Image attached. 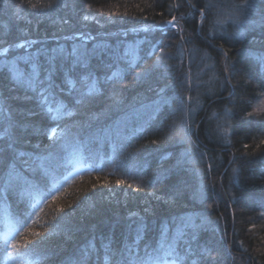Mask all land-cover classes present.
Masks as SVG:
<instances>
[{
	"label": "trees",
	"instance_id": "obj_1",
	"mask_svg": "<svg viewBox=\"0 0 264 264\" xmlns=\"http://www.w3.org/2000/svg\"><path fill=\"white\" fill-rule=\"evenodd\" d=\"M47 2L0 0V58L61 46L70 51L81 34L91 38L87 47L107 44L123 59L108 72L115 85H98L87 110L66 101L61 107L55 94L43 104L8 74L0 120L6 115L27 125L22 150L39 145L44 153L54 139L45 135L49 128L67 146L46 186L0 201V264H113L105 244H128L147 253L148 264L157 251L165 257L159 264H264V114L248 115L264 101V0H56L51 17L43 14ZM173 17L177 28L162 30ZM28 40L35 42L30 48L16 47ZM157 100L141 115V127L125 123L119 137L92 138V113L112 127ZM69 111L76 115L67 117ZM74 121L84 127H71ZM76 147L84 153L72 159ZM132 212L147 224L138 243L135 225L127 227ZM182 219L200 226L184 229L170 250ZM5 225L19 259L3 251ZM164 226L168 241L160 250ZM29 242L34 249L24 247Z\"/></svg>",
	"mask_w": 264,
	"mask_h": 264
},
{
	"label": "snow or ice",
	"instance_id": "obj_2",
	"mask_svg": "<svg viewBox=\"0 0 264 264\" xmlns=\"http://www.w3.org/2000/svg\"><path fill=\"white\" fill-rule=\"evenodd\" d=\"M194 7V5H190ZM22 11L23 4L18 5ZM35 8V5H32ZM58 4L56 0H48V2L42 5L45 15L51 17ZM209 8L212 5H208ZM203 14V13H201ZM236 15V14H234ZM87 20V17H84ZM178 21L175 17L168 21L166 25H161V29L167 25H171L177 28ZM216 25H222L224 23L223 17L218 16ZM182 31V29H178ZM89 39H91L89 37ZM80 40L83 42L85 37L81 35ZM34 41H25L16 45L17 48L27 49L33 46ZM8 48H3V52L7 53ZM163 51V49H161ZM123 59L117 52L111 51L110 46L107 44H96L92 48L73 45L71 50H65L62 46L53 49H40L36 52H28L23 55H18L14 59H9L4 56L0 58V88L4 86V82L9 79L8 74H11V79L16 81L18 87L31 90L33 93H37L39 99L43 104H48L51 99H60L61 107H66L67 104H71L74 109L87 110L91 107L92 103L98 98L92 95L97 90L99 85L101 88L106 84L115 85V81H111L108 77V72L113 67H119L120 61ZM261 63H264V55L260 58ZM95 62V63H94ZM118 74V73H114ZM103 76V80L99 79ZM122 83V81H120ZM103 94V93H101ZM260 96H264V92L260 93ZM29 99L30 97H25ZM116 105H119V100L116 96L115 88L113 87V96L111 97ZM65 101L67 104H65ZM51 111V108L48 109ZM59 113V109L56 110ZM4 112V107H0V115ZM32 114V113H29ZM264 114V101H262L255 112L248 113L249 116ZM67 117L76 115V111H69L65 113ZM106 115V114H105ZM52 120L56 122V127H60L58 116H53ZM101 115L98 113H92L90 121L87 123L89 129L93 128V123L96 122L95 131L92 133V138L96 140H111L113 134L119 137L122 133V128L125 121L115 123L112 127H106L99 124ZM27 127L21 120H14L8 116H4L3 120H0V201L6 203L7 197L17 194L22 195L29 187L36 188L38 186H46L48 182V170L55 171V168L59 165V156L67 146V141L59 143L57 139V132L55 128H49L45 130V135L51 132L53 141L49 144L44 153L38 152L40 146L36 145L33 150H22V145L26 143V138L23 135V129ZM69 126L65 125L67 129ZM71 127L83 128L84 123L80 121H74ZM39 132V128L36 129ZM227 129H225V134ZM67 132H65V136ZM225 143H231V141L225 139ZM264 143V140L261 141ZM247 147V146H246ZM235 171V170H234ZM117 184H125L124 180H117ZM147 212V209H145ZM135 217L136 219H132ZM129 219L132 220L128 224V229L132 230L135 225L136 240L137 243L140 240V235L147 227L144 217L139 213H130ZM182 227H177L175 236L172 237L171 243L168 245L170 250H175L176 242L181 238L185 232L184 229H195L199 227L196 221L181 220ZM26 226V225H25ZM34 236L40 237V242L43 243V237L39 233H33ZM14 237L5 236V244L7 247L3 249L5 254L11 255L14 253L16 258L19 259L21 249L16 243L13 242ZM168 241V227L164 226L163 234L161 236L160 250H164L165 242ZM35 244L29 242L24 245L26 248L34 249ZM11 249V253L9 252ZM106 254L112 257L113 264H148L145 256L140 255L139 252H133V248L128 244L123 246H117L109 249L107 244L104 245ZM167 252H165V256ZM164 256H160L159 252H155V259L153 264H159L162 262ZM179 258V257H178ZM20 264H23V260H20Z\"/></svg>",
	"mask_w": 264,
	"mask_h": 264
},
{
	"label": "rangeland",
	"instance_id": "obj_3",
	"mask_svg": "<svg viewBox=\"0 0 264 264\" xmlns=\"http://www.w3.org/2000/svg\"><path fill=\"white\" fill-rule=\"evenodd\" d=\"M81 36V34H80ZM85 37V40H88L89 37L87 36H84ZM84 40V41H85ZM83 42H78L76 44V46H83L85 43ZM159 100L157 101H152V102H149L148 104L144 105V106H141L138 110H136L134 113H129L127 115H125L124 117H122L121 121H125V123H135V125H137L138 127H141L142 125L145 124V121L144 119H142L141 115L143 113H148L150 112L151 110H153V108L155 107V105L158 103ZM150 110V111H149ZM148 111V112H147ZM141 119H140V118ZM77 148V147H76ZM84 153V148H77L73 150V154H72V159H77L80 155H82ZM1 231H2V234L3 236H6L8 234V231H9V225H5L3 228H1ZM8 236V235H7Z\"/></svg>",
	"mask_w": 264,
	"mask_h": 264
}]
</instances>
